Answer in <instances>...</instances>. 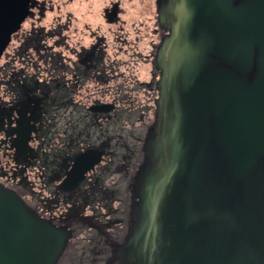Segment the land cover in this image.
I'll return each instance as SVG.
<instances>
[{
  "label": "water",
  "instance_id": "95a60500",
  "mask_svg": "<svg viewBox=\"0 0 264 264\" xmlns=\"http://www.w3.org/2000/svg\"><path fill=\"white\" fill-rule=\"evenodd\" d=\"M28 1L0 4V46ZM156 3L158 96L120 264H264V0ZM70 237L0 181V264H59Z\"/></svg>",
  "mask_w": 264,
  "mask_h": 264
},
{
  "label": "flooded vegetation",
  "instance_id": "af4514ba",
  "mask_svg": "<svg viewBox=\"0 0 264 264\" xmlns=\"http://www.w3.org/2000/svg\"><path fill=\"white\" fill-rule=\"evenodd\" d=\"M156 2L102 3L109 27L87 44L71 34L73 14L53 23L60 5L29 0L0 46V181L71 231L59 264H120L133 240L135 175L158 96Z\"/></svg>",
  "mask_w": 264,
  "mask_h": 264
},
{
  "label": "rangeland",
  "instance_id": "374dc122",
  "mask_svg": "<svg viewBox=\"0 0 264 264\" xmlns=\"http://www.w3.org/2000/svg\"><path fill=\"white\" fill-rule=\"evenodd\" d=\"M108 0H54L56 5H60V10L58 6L56 7L55 11L49 12L48 17L49 21L54 23V18L57 16H61L63 22L67 20V16L69 14L72 15V28L71 34H76L77 37L75 39L81 38L87 44L92 40V32L99 30V25L103 31H107L109 25L104 23L100 17V8L104 6V2ZM128 10L129 7H128ZM134 10V9H133ZM139 8L133 11V14L138 15ZM147 13L144 12L139 17L147 16ZM129 16V15H126ZM103 22V23H102ZM130 24H128L129 26ZM131 28V27H130ZM131 30V29H130ZM73 32V33H72ZM99 32V31H98ZM132 36V35H131ZM133 37V36H132ZM119 58H126L123 54L119 56ZM115 83V82H112ZM111 83V84H112ZM110 84V82H109ZM107 85V83H99L98 86H95V83L89 84L87 89L89 90L87 93L91 94L94 93V90L99 89L101 90ZM141 96V94H140ZM109 95L106 94L104 98L109 99ZM105 136V135H104ZM115 139H119L118 137H114Z\"/></svg>",
  "mask_w": 264,
  "mask_h": 264
}]
</instances>
